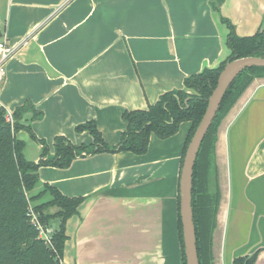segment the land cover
Listing matches in <instances>:
<instances>
[{
    "label": "crops",
    "instance_id": "obj_1",
    "mask_svg": "<svg viewBox=\"0 0 264 264\" xmlns=\"http://www.w3.org/2000/svg\"><path fill=\"white\" fill-rule=\"evenodd\" d=\"M225 20L240 36L264 31V0H5L0 38L20 45L0 82V105L14 112L29 104L21 122L52 152L57 135L91 144L89 131L76 130L90 120L117 145L125 110L147 109L228 58ZM190 128L185 121L168 138L151 134L143 154L101 152L67 168L40 167L36 191L48 183L83 197L66 222L62 264H181L178 197ZM41 147L32 157L26 143L27 159L38 161ZM216 159L215 264L256 252L264 264V77L222 120Z\"/></svg>",
    "mask_w": 264,
    "mask_h": 264
},
{
    "label": "trees",
    "instance_id": "obj_2",
    "mask_svg": "<svg viewBox=\"0 0 264 264\" xmlns=\"http://www.w3.org/2000/svg\"><path fill=\"white\" fill-rule=\"evenodd\" d=\"M227 21V20H225ZM228 22V21H227ZM230 31L227 45L228 58L216 68H204L184 80V88L169 90L150 104L147 109L125 110L122 114L127 128L117 145L108 144L94 120L80 123L76 130L89 131L94 138L91 144L77 145L64 135L54 138L52 152L45 139L39 138L31 126L21 122L29 104L18 106L7 119L8 110L0 105V264H62L64 244L67 240L66 222L77 212L83 197L64 195L58 187L40 184L39 169L42 166L67 168L79 158L101 152L131 151L143 154L148 150L151 134L168 138L180 129L185 121L191 128L184 148V155L192 136L200 123L208 99L217 85L220 72L228 61L247 56L264 57V31L240 36L228 22ZM264 76V67L243 70L227 88L216 117L200 147L193 173L192 204L197 235L200 264H215L213 236L217 227V214L221 200L219 168L216 159L218 128L245 90L257 77ZM41 112L36 117L41 118ZM26 130L42 147L38 161L25 156L26 141L18 132ZM183 163V160H182ZM30 207L38 213L45 225L59 218L51 242L40 237L39 229L32 222ZM53 208H56L53 212ZM178 229L182 248L181 264H187L184 253L180 197H178ZM258 252L238 257L233 264H256Z\"/></svg>",
    "mask_w": 264,
    "mask_h": 264
},
{
    "label": "water",
    "instance_id": "obj_3",
    "mask_svg": "<svg viewBox=\"0 0 264 264\" xmlns=\"http://www.w3.org/2000/svg\"><path fill=\"white\" fill-rule=\"evenodd\" d=\"M254 66L264 67V57L247 56L226 63L220 72L217 85L208 99L205 113L185 152L180 173L179 197L184 253L187 264H200L192 204L193 173L197 155L216 117L227 88L238 74L246 68Z\"/></svg>",
    "mask_w": 264,
    "mask_h": 264
},
{
    "label": "built area",
    "instance_id": "obj_4",
    "mask_svg": "<svg viewBox=\"0 0 264 264\" xmlns=\"http://www.w3.org/2000/svg\"><path fill=\"white\" fill-rule=\"evenodd\" d=\"M19 45L11 44L6 35L0 38V82L4 80L7 73V63L17 53ZM12 113L8 110L7 119L11 122L13 121ZM29 214L32 217V222L39 229L40 237L47 243L51 242L55 229L50 225L43 224L33 207H30Z\"/></svg>",
    "mask_w": 264,
    "mask_h": 264
},
{
    "label": "rangeland",
    "instance_id": "obj_5",
    "mask_svg": "<svg viewBox=\"0 0 264 264\" xmlns=\"http://www.w3.org/2000/svg\"><path fill=\"white\" fill-rule=\"evenodd\" d=\"M1 2H2V4H1ZM4 2H5V0H0V29L3 27V23H4ZM25 141H26L27 147H28L27 153L29 155H31L32 157H34L35 151H36L35 147L38 144V142L34 138H32L31 135H29V137L26 138ZM53 145H54V140H53ZM54 210H56V208H53L51 211L53 212ZM55 222H58V224H59L60 219L59 218L53 219V223H55ZM173 244L175 245V248H173V249L178 250V248H177L178 243L176 242V240H173ZM179 250H182V248ZM213 252H214V236H213ZM214 263H215V256H214Z\"/></svg>",
    "mask_w": 264,
    "mask_h": 264
}]
</instances>
